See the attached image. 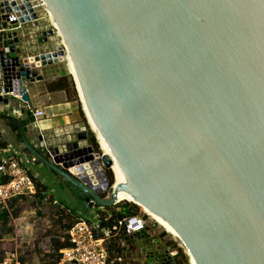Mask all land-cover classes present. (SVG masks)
Wrapping results in <instances>:
<instances>
[{
  "label": "water",
  "instance_id": "95a60500",
  "mask_svg": "<svg viewBox=\"0 0 264 264\" xmlns=\"http://www.w3.org/2000/svg\"><path fill=\"white\" fill-rule=\"evenodd\" d=\"M41 2L64 47L20 56L11 28L29 20L38 27L23 0L29 16L16 14L10 29L6 17L0 23V85L27 103L24 85L42 80L37 70L72 57L84 107L111 159L80 147L85 131L44 155L25 137L32 113L19 109L10 119L34 165L89 207H146L170 227L189 264H264V0ZM52 35L42 30L25 46ZM111 166L117 189L106 200ZM146 232L130 237L143 264H173L179 255L169 257Z\"/></svg>",
  "mask_w": 264,
  "mask_h": 264
},
{
  "label": "rangeland",
  "instance_id": "374dc122",
  "mask_svg": "<svg viewBox=\"0 0 264 264\" xmlns=\"http://www.w3.org/2000/svg\"><path fill=\"white\" fill-rule=\"evenodd\" d=\"M40 13H42V11H40ZM37 24L38 27L41 28V31L50 28L46 19L39 20ZM32 31H35V29L31 28V25L28 24L22 27L21 32H18L19 33L18 38L20 39L21 42L19 49L20 56L27 55L29 57H34L39 54H44L46 52L54 51L56 48L59 47L61 48L62 39L55 34H53L44 44L41 45L35 44V45H31L30 47H26L25 43H27L28 40L26 38H22L21 34L26 35L27 33H31ZM69 68L70 67L67 66V62L63 57V59L60 60L58 64H56L54 67H52L51 69H49V71L45 73V76H47L48 78L54 77L56 78L57 81L58 80L57 77L59 76V74H64V76L68 79L69 82L72 83L73 88L75 89L73 77L72 75L69 74L70 72ZM66 95L68 99L71 97L68 94ZM75 98H77V101L79 102L77 93ZM93 135L94 137H96V133H94ZM12 141L14 142V140ZM95 141L97 142L96 138ZM88 146L90 145L88 144ZM40 169L41 170H36L39 171L37 172L38 175H42V176L46 175L47 177L49 174L47 168L41 167ZM108 171L111 172V170ZM56 181H58V178ZM45 183L46 182H41V184H45ZM113 184H114V178H113ZM113 184L109 185L110 189L101 195L103 199L104 198H106V200L109 199L111 186H113ZM52 185L54 186L53 195L58 199V201L64 207L75 209L76 215L78 217H81L82 219H87L89 220V222H95L97 217L101 218L104 216H108L114 210V207L113 208L110 207L109 210H104V207L101 206L89 207L88 205L77 200L66 187H57L56 184L53 183L49 185V187L52 188ZM51 198L52 200L54 199L53 196H51ZM52 200L47 199L38 202L37 199L31 197V198H23L20 201H15L14 203H11V205L9 206L11 208L9 209L12 212L13 211L16 212V217L12 218L9 224H7V226L2 225V223L0 224V254L4 253L5 251H14L18 254L19 259L25 260L28 259L27 256L33 253V250L35 251L43 250V247H41L40 245L46 246L45 249L51 252L52 251L51 243L53 240L63 241L65 239V234H64L65 230L61 227L59 223H57V217H58V213L60 212V209L58 206L52 204ZM117 205L118 206L127 205L128 207H132V206L135 207L132 212L138 215L139 217H141L147 224L149 233L147 234L145 233V236L147 235L149 238L154 237L155 239H160L161 247L163 248L168 247L170 250H175L177 254H179L177 260L181 259V261H184L183 264L185 263L189 264L188 256L185 253L184 249L182 248V245H180V243L178 242V240L173 238L171 235L166 234L164 232V229L161 227V225L159 224L155 225L154 224L155 220L149 217L145 212H143V210L140 207H137L132 203H117ZM80 209H82V211H80ZM100 209L103 210L98 212ZM92 211H95L96 213L91 215V213H93ZM64 212L66 213V211ZM65 213L64 215L67 216V214ZM73 222H74V218H69V219H65L63 221V224L73 223ZM8 227L12 229L11 234L6 233ZM26 227H31V230L23 231L24 228ZM162 234H164L163 237H161ZM135 244L136 246H134L131 249V252L133 254V259L135 256H138L137 251L140 246L138 241L135 242ZM137 244L139 245L137 246ZM39 246L41 248H39ZM131 247L132 246H130V248ZM181 257L184 260H182ZM176 264H179L178 261L176 262Z\"/></svg>",
  "mask_w": 264,
  "mask_h": 264
},
{
  "label": "crops",
  "instance_id": "0c3cea01",
  "mask_svg": "<svg viewBox=\"0 0 264 264\" xmlns=\"http://www.w3.org/2000/svg\"><path fill=\"white\" fill-rule=\"evenodd\" d=\"M31 28L35 29L36 34L39 33L38 31H41V28L34 27V23L31 25ZM54 66L55 65H50L37 70L38 75L42 76L41 81L25 83L24 86L28 96L27 103H23L19 98L16 97H9V102L7 105L0 103V142L6 143V147L0 148V156H4L5 154H17L20 156L24 163L30 162L31 164H33V166L31 165L29 167V173L34 175L35 177H38L41 182H46L44 185L48 187V193L54 197V199L52 200V204L58 206L61 210L67 211L66 207H64L53 195L54 186L52 185V188H50L49 185L53 183L56 184L57 187H66L77 200L80 198L69 189V186L63 180H61L48 169L47 170L50 175L48 174L47 177L46 175H38L37 172L39 171L36 170H41L40 168L44 166L34 165L33 157L25 150L24 146L19 142V140L17 142L15 141L16 133L12 132L9 125V119L12 117L11 111L13 108L17 110H28L32 113V115L35 110H42L44 112L43 117L36 119L35 123L31 126L29 125V123H26L28 131L25 134V137L28 141H32L33 147L44 155L45 153H47V149H52L54 147H57L60 151H63L64 145L66 143L74 142L76 140L75 136L79 132L85 131L87 133L91 132L92 134H94L88 123V119L80 102L76 88L74 90L77 93L79 102L77 101V98H75L76 93L75 95H73L71 94V92H49L47 90L48 85L52 82H55L56 78H48L47 76H45V73ZM60 77H62V74H59L57 78L59 79ZM50 79L52 82L50 81ZM66 94L70 95L71 97L68 99ZM19 119L22 121L26 118L21 117ZM12 140H14V142ZM83 146H88V142L86 141L85 143L80 144V147ZM57 178L58 181H56ZM81 201L82 203L86 204L83 200ZM113 207H117L115 210H121V208L118 206H112V208ZM102 210L103 209H100L98 212ZM80 211H82V209H80ZM92 212L93 213H91V215L96 213L95 211ZM97 219L95 220V222L97 221ZM29 230H31V227H26L23 231ZM66 233L67 231H65L64 234L66 235ZM130 240H133L134 244L135 242H137L135 239ZM157 240H159L160 242V239ZM139 244H137V246ZM40 246L43 247V250H41L42 252L33 250V253L27 256L28 259H20V262L22 264H62L60 262L59 255V252L61 250L58 252L59 258L57 259L53 255V246H51V252L45 249L46 246ZM40 246L39 248H41ZM134 246H136V244ZM124 248L126 249V253L124 254V258L122 259V261H125L126 257V261L128 263L143 264L144 257L143 254L140 253V249L142 248L141 246H139L137 251L138 256H135L134 259L133 254L130 251V246H126L125 244ZM174 260H177V258Z\"/></svg>",
  "mask_w": 264,
  "mask_h": 264
},
{
  "label": "built area",
  "instance_id": "2783aa9c",
  "mask_svg": "<svg viewBox=\"0 0 264 264\" xmlns=\"http://www.w3.org/2000/svg\"><path fill=\"white\" fill-rule=\"evenodd\" d=\"M30 7L36 13L37 20L46 19L50 28L53 30V34L58 35L57 31L52 26V20L49 13L46 11L41 0H27ZM17 2H21L20 5H16ZM14 5L18 9L15 13L13 11ZM9 9L8 13H0V23L6 22L3 18H7V28L10 29L9 22L16 21V14L21 16V13L25 12L27 17L28 9L25 7L23 0H0V9ZM42 11V13H40ZM22 18V16H21ZM32 25L33 22L29 20L24 24H17L16 27L11 28L12 32H21V29L25 25ZM49 28V29H50ZM5 30H0V38ZM40 32V31H38ZM36 31L21 34L22 38L30 40V36H36ZM59 37V36H58ZM61 38V37H59ZM62 47V46H61ZM0 97L9 98L14 97L11 92L5 94L0 85ZM12 117H20L19 109L13 108L11 111ZM44 116L42 110H35L33 112L34 119H39ZM98 143V142H97ZM99 146V145H98ZM99 151L102 153L99 147ZM33 166L30 162L24 163L23 160L17 154H5L0 156V177L5 179V182L0 183V210H7L9 203L19 198H31L35 195V185L30 177L29 167ZM70 169L67 172L70 173ZM103 194V193H101ZM106 199V198H104ZM114 206H118L117 204ZM128 212H124L125 216L119 219L111 229H100L99 221L87 222L85 220H77L70 229L67 231V240L69 246L62 249L59 252L60 262L62 264H121L122 259H110L106 250V244L114 237L121 233H124L125 237H131L141 231L148 229L146 222L136 214L131 213V207L128 208ZM107 220V217L103 219ZM149 233L146 232V234ZM97 234H101L100 237ZM120 247H125L122 240L118 241ZM168 251L169 257L177 255L175 250ZM174 261V260H173ZM0 264H21L18 254L14 251H5L0 257Z\"/></svg>",
  "mask_w": 264,
  "mask_h": 264
},
{
  "label": "trees",
  "instance_id": "16d2710c",
  "mask_svg": "<svg viewBox=\"0 0 264 264\" xmlns=\"http://www.w3.org/2000/svg\"><path fill=\"white\" fill-rule=\"evenodd\" d=\"M1 54H2V46H1V40H0V55ZM47 90L49 92H55V91H64L66 93L71 92V94L75 95V90L73 88L72 83L69 82L65 76H62L57 81H55L54 83L52 82L51 84H49ZM9 125H10L12 132L16 133L15 139H16V141H18L20 136L18 134L17 125L11 119H9ZM87 142L93 148V150L95 152H99L97 142L95 141V137L91 132H88ZM4 147H6V143L0 142V148H4ZM29 175H30V177H31V179L35 185V189H36V193L32 197L37 199L38 202H41V201L47 200V199L52 200L51 196L48 197V187L44 184H41L40 179L38 177H35L32 174H29ZM106 176H107L109 185H112L113 184V178H112L111 172L108 171L106 173ZM3 182H5V179L0 177V183H3ZM22 199H23V197L16 199V200H13L11 203H14L15 201H20ZM78 200L81 201V199H78ZM11 203H10V205H11ZM118 207H120L121 210L120 209L115 210V208H114V210L110 213V215L98 218L100 229H105V230L111 229L119 219H121L125 216L124 212H126V211L128 212V210H129L128 209L129 207L127 205L126 206H118ZM9 208H11V207H8V210H0V224L2 223V225H4V226H7V224H9L10 220L12 218L16 217V212L15 211L12 212ZM134 208L135 207H133V206L131 207V211H130L131 213H133L132 211ZM66 210L67 211L65 213L63 210L60 209V212L58 213V217H57V223H59L65 231H68L70 229V227L75 222H77V220H79V219L86 220L87 222H89V220H87V219H82L81 217H78L76 215L75 209H70V208L66 207ZM104 210H109V208H104ZM64 213L67 214V216H65ZM133 214H135V213H133ZM105 217H107L106 221L103 220ZM69 218H74V222L63 224V221L65 219H69ZM11 232H12V229L10 227H8V229L6 230V233L11 234ZM97 236L100 237L101 234H97ZM119 240H122L126 244V246L127 245L132 246L130 248V251L134 247V241L133 240H130L128 237H125L124 233L119 234L118 236L114 237V239H111L106 244V250L108 252L110 259H120V258L123 259L124 258V254L126 253V249L120 247V245L118 244ZM51 245L53 246V249H54L53 255L55 258L58 259L59 258L58 252L69 246L67 236L65 235V239L63 241H59V240L54 241L53 240ZM2 254H0V257L2 256ZM182 260H184V259L182 258ZM175 261L176 262L178 261L179 264L180 263L183 264V262H184V261H181V259L180 260H174L173 264H176ZM122 263L123 264L128 263L126 261V257H125V261H122ZM128 264H131V263H128Z\"/></svg>",
  "mask_w": 264,
  "mask_h": 264
},
{
  "label": "bare ground",
  "instance_id": "6f19581e",
  "mask_svg": "<svg viewBox=\"0 0 264 264\" xmlns=\"http://www.w3.org/2000/svg\"><path fill=\"white\" fill-rule=\"evenodd\" d=\"M51 16V15H50ZM53 24H54V22H53ZM53 24H52V26H53ZM54 26L57 28V34H58V36L59 37H61L60 36V34H61V32H60V30L58 29V26H56L55 24H54ZM53 26V27H54ZM59 30V31H58ZM60 33V34H59ZM61 46H62V48L64 47V45H63V42H62V40H61ZM64 59H65V61L67 62V66H69L70 68V72H69V74L70 75H72V77H73V80L75 81L76 80V82H77V85H76V89H77V91H78V95H79V99H80V102H81V104H82V106H83V109H84V112H85V114H86V117H87V119H88V123H89V125H90V128H91V130L94 132V133H96V137H97V142H98V144H99V147H101V137H100V134L98 133V131L96 130V128H95V126H94V123L93 122H91V118H90V115H88V112H86V108L84 107V102H85V99H84V97H83V93H82V90H81V88H80V85L78 84L79 82H78V75H77V72H76V68H75V66H74V61H73V59H72V57H70V56H67L66 54H65V57H64ZM100 150L102 151V153L104 154V155H106V156H108L110 159H111V156H110V153L106 150V149H103V148H100ZM70 169V168H69ZM71 170V169H70ZM111 172H112V174H113V177L112 178H114V185L112 186V187H114V188H116L117 189V182H116V173H115V171H114V169H113V167L111 166ZM133 205H135V206H137V207H140L142 210H143V212H145L149 217H151L152 219H154L155 220V225H161V227L164 229V232L166 233V234H169V235H171L173 238H175V239H177L176 238V236L172 233V231H171V229H170V227L158 216V215H156L155 213H153L152 211H150L149 209H147L146 207H144V206H142V205H140L139 203H132ZM181 245V244H180ZM183 248V247H182ZM186 253V252H185ZM187 254V253H186Z\"/></svg>",
  "mask_w": 264,
  "mask_h": 264
}]
</instances>
